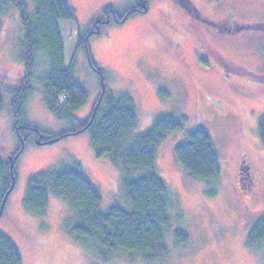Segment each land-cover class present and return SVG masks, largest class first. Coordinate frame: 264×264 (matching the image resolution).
<instances>
[{
  "label": "rangeland",
  "instance_id": "374dc122",
  "mask_svg": "<svg viewBox=\"0 0 264 264\" xmlns=\"http://www.w3.org/2000/svg\"><path fill=\"white\" fill-rule=\"evenodd\" d=\"M69 1L76 20H59L58 28L64 65L68 66L74 55L76 79L89 92L86 104L72 115L84 120L91 113L100 83L84 52L76 51L77 33L106 7L123 9L132 0ZM25 2L31 11L33 0ZM146 5V12L123 23L105 24L101 33L90 39V55L103 71L105 87L133 98L138 119L130 136L145 131L160 115H183L186 128L199 126L210 133L220 156L218 193L208 197L204 183L183 171L174 155L183 132L169 134L158 148L156 162L173 200L164 236L168 253L151 262L139 256L130 261L123 253H113L102 262L96 246L76 241L64 227L70 214L64 199L49 193L44 215L24 208L26 181L30 174L47 167L79 163L100 191V208L106 209L112 203L126 205L121 172L107 158L94 157L87 132L50 143H39L30 133L16 160L14 186L0 216V232L16 244L21 264H264V241L252 249L245 246L248 229L258 217H264V148L257 131L264 112V30L221 32L204 18L213 23L229 19L225 28L231 27L232 19L264 22V0H189V10L176 0H146ZM21 32L18 12L9 6L0 18V78L11 83L23 74L17 53ZM43 60L38 55L36 76L45 66ZM159 87L165 89L166 96L159 95ZM25 117L48 132L46 136L68 124L47 109L43 86L37 81L26 102ZM16 144L4 99L0 109L1 156L12 155ZM239 164L242 175L248 165L254 179L249 193L238 183ZM174 229L185 230L189 236L179 247L173 244Z\"/></svg>",
  "mask_w": 264,
  "mask_h": 264
},
{
  "label": "trees",
  "instance_id": "16d2710c",
  "mask_svg": "<svg viewBox=\"0 0 264 264\" xmlns=\"http://www.w3.org/2000/svg\"><path fill=\"white\" fill-rule=\"evenodd\" d=\"M176 1L186 9L192 8L189 0ZM9 6L17 10L21 25L17 53L23 64V74L14 83L0 78V109L4 99H7L17 142L8 158L0 154V205L14 182L15 163L30 133L40 142L87 132L94 157L107 158L121 172L120 183L126 205L112 203L101 209L99 189L88 179L81 165L75 162L53 165L30 174L26 181L24 208L35 215H44L49 193L64 199L70 211L64 219V227L76 241L96 246L102 262L113 253H123L130 261L133 256H139L146 262L165 256L168 247L164 236L169 228L168 208L173 200L156 168L160 144L169 134L183 132L182 141L174 148L175 158L190 178L204 183L205 194L210 198L218 193L222 172L220 156L210 133L199 126L186 128L183 115L157 116L145 131L130 136L138 119L133 98L126 92L107 89L102 69L92 60L89 52L91 37L100 34L107 23L120 24L132 15L146 12V0H132L123 9L106 7L83 32L77 33L76 51L84 52L100 83L91 113L84 120L72 115L86 104L89 92L76 79L74 55L68 66L64 65V47L58 28L59 20H76L70 1L33 0V8L28 11L25 0H0V18ZM204 18L221 32L235 34L246 29L264 30V22L243 23L232 19L231 27L225 28L229 19L213 23ZM262 53L264 55V47ZM38 55L45 59L42 61L45 66L36 76ZM226 66L229 65L223 63L225 69L228 68ZM36 81L43 86L47 109L68 123L64 130L51 133V136H46L48 132L28 123L25 117V105ZM158 93L167 95L162 87L158 88ZM257 131L264 148V112L258 119ZM172 234L175 247L186 243L189 237L182 229H174ZM263 241L264 217H258L247 231L245 246L252 249ZM0 264H21L16 244L1 232Z\"/></svg>",
  "mask_w": 264,
  "mask_h": 264
},
{
  "label": "flooded vegetation",
  "instance_id": "af4514ba",
  "mask_svg": "<svg viewBox=\"0 0 264 264\" xmlns=\"http://www.w3.org/2000/svg\"><path fill=\"white\" fill-rule=\"evenodd\" d=\"M238 168H239V170H238V183L240 185L244 186V189H246L249 193L250 191L253 190L254 184H255L254 179H253V177L249 171V166L246 165L245 175H242L243 172H242L241 164H239Z\"/></svg>",
  "mask_w": 264,
  "mask_h": 264
},
{
  "label": "water",
  "instance_id": "95a60500",
  "mask_svg": "<svg viewBox=\"0 0 264 264\" xmlns=\"http://www.w3.org/2000/svg\"><path fill=\"white\" fill-rule=\"evenodd\" d=\"M91 118H93V115H92ZM54 140H57V138H56V139H53V140H49L48 142L50 143V142H53ZM38 142H39V141H38ZM39 143H40V142H39ZM13 184H14V182L12 183V186H11V188L9 189V191L4 195V197H3V199H2V202H1V205H0V216H1V213H2V210H3V207H4V204H5V202H6V199H7L8 195H9L10 191L12 190Z\"/></svg>",
  "mask_w": 264,
  "mask_h": 264
}]
</instances>
